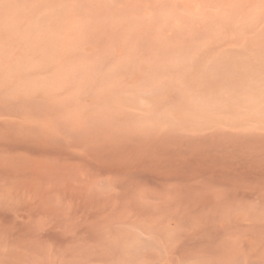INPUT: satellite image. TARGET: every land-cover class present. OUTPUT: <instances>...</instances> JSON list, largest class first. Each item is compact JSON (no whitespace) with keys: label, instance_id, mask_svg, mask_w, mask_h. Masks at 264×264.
I'll use <instances>...</instances> for the list:
<instances>
[{"label":"rangeland","instance_id":"1","mask_svg":"<svg viewBox=\"0 0 264 264\" xmlns=\"http://www.w3.org/2000/svg\"><path fill=\"white\" fill-rule=\"evenodd\" d=\"M0 264H264V0H0Z\"/></svg>","mask_w":264,"mask_h":264}]
</instances>
